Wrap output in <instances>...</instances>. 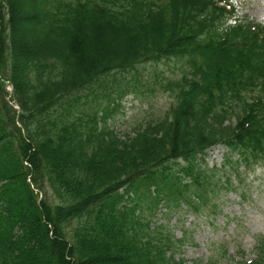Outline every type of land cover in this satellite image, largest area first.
<instances>
[{"label":"trees","instance_id":"1","mask_svg":"<svg viewBox=\"0 0 264 264\" xmlns=\"http://www.w3.org/2000/svg\"><path fill=\"white\" fill-rule=\"evenodd\" d=\"M232 11L225 0H0V264H184L144 213L197 212L264 161V27L227 23ZM170 59L181 68L157 82L173 98L164 115L109 128L100 101ZM216 145L223 162L207 170ZM255 256L264 264V239Z\"/></svg>","mask_w":264,"mask_h":264},{"label":"rangeland","instance_id":"2","mask_svg":"<svg viewBox=\"0 0 264 264\" xmlns=\"http://www.w3.org/2000/svg\"><path fill=\"white\" fill-rule=\"evenodd\" d=\"M225 1L233 8L227 23L235 19L264 27V0ZM180 68L181 64L172 59L138 66L139 81L134 93H126L121 98L111 94L107 102L100 101L101 107L107 110V126L124 133L144 121L162 117L173 98L157 82L164 83L179 75ZM155 73L159 77L154 83ZM131 75L127 73L120 85ZM4 84L5 97L9 99L11 86L7 81ZM224 151L220 145L213 146L206 152L202 165L207 170L219 169ZM222 168L215 171L216 180L224 179ZM230 179L234 189L215 187L197 212L180 207L165 210L161 205L151 215L144 213V222H150L151 234L169 240L168 255L173 254L175 260L184 264H252L255 261V245L264 239V161L247 169L239 167L237 175Z\"/></svg>","mask_w":264,"mask_h":264}]
</instances>
